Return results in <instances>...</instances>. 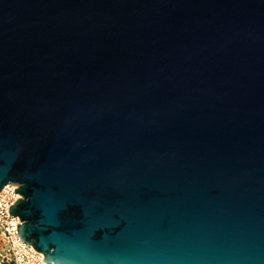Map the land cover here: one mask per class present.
Returning a JSON list of instances; mask_svg holds the SVG:
<instances>
[{"label": "water", "instance_id": "1", "mask_svg": "<svg viewBox=\"0 0 264 264\" xmlns=\"http://www.w3.org/2000/svg\"><path fill=\"white\" fill-rule=\"evenodd\" d=\"M54 264H264V0H0V191Z\"/></svg>", "mask_w": 264, "mask_h": 264}, {"label": "built area", "instance_id": "2", "mask_svg": "<svg viewBox=\"0 0 264 264\" xmlns=\"http://www.w3.org/2000/svg\"><path fill=\"white\" fill-rule=\"evenodd\" d=\"M19 186L20 183L12 182L0 191V264H46L44 253L21 237L18 228V223L22 222L20 215L9 211L17 198L23 197L15 189Z\"/></svg>", "mask_w": 264, "mask_h": 264}, {"label": "bare ground", "instance_id": "3", "mask_svg": "<svg viewBox=\"0 0 264 264\" xmlns=\"http://www.w3.org/2000/svg\"><path fill=\"white\" fill-rule=\"evenodd\" d=\"M44 256H45V254H44ZM46 261H47V260H46ZM46 264H54V263H52V262H50V261H49V262L47 261V263H46Z\"/></svg>", "mask_w": 264, "mask_h": 264}]
</instances>
